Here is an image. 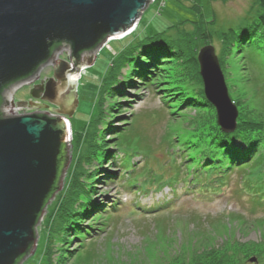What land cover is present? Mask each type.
<instances>
[{
	"label": "rangeland",
	"instance_id": "obj_1",
	"mask_svg": "<svg viewBox=\"0 0 264 264\" xmlns=\"http://www.w3.org/2000/svg\"><path fill=\"white\" fill-rule=\"evenodd\" d=\"M263 2L152 0L134 37L175 38L185 58L197 56L206 43L215 47L232 100H239L263 128L259 147L255 134L248 135L252 155L238 163H247L244 168L222 173L223 164L216 158L204 164L205 150L227 152L225 142L218 148L206 136L204 143L193 135L217 110L200 112L177 97H162L175 91L165 90L159 79L147 85L149 81L133 75L128 81L137 63L132 68L125 64L110 89L106 78L117 73L113 64L130 39L108 41L79 74L78 104L69 118L70 164L36 226L33 251L21 264H264V24L255 25L264 14ZM246 29L256 35L240 41L237 36ZM68 50L61 47L58 58L70 60ZM167 62L173 71L176 61ZM194 70L200 72L199 67ZM52 76L53 66H42L38 79L20 86L16 102L30 101L34 85ZM36 111L25 108L21 113ZM100 118L99 140L106 143L102 150L91 147L96 143L92 125ZM77 154L83 160L90 155L82 178L89 199L85 195L86 203L75 202L86 211L70 229L66 212L73 205L67 179ZM89 172L96 174L93 183H88ZM78 232L85 238H75Z\"/></svg>",
	"mask_w": 264,
	"mask_h": 264
},
{
	"label": "water",
	"instance_id": "obj_2",
	"mask_svg": "<svg viewBox=\"0 0 264 264\" xmlns=\"http://www.w3.org/2000/svg\"><path fill=\"white\" fill-rule=\"evenodd\" d=\"M151 2L0 0V264H16L23 257L21 264L33 251L39 215L58 177L62 148L70 141L66 118L74 115L78 104L82 68L94 62L109 38L131 32ZM61 47L70 50V60L58 58ZM198 61L217 122L224 133H234L239 107L229 94L215 47H202ZM47 64L53 66V76L46 86L45 81L34 85L30 93L43 103H13L21 108H46L57 115H17L7 95L33 81ZM70 150L69 145V157ZM69 164L70 159L64 172Z\"/></svg>",
	"mask_w": 264,
	"mask_h": 264
},
{
	"label": "trees",
	"instance_id": "obj_3",
	"mask_svg": "<svg viewBox=\"0 0 264 264\" xmlns=\"http://www.w3.org/2000/svg\"><path fill=\"white\" fill-rule=\"evenodd\" d=\"M262 6H264V2L261 3ZM255 22V21H254ZM259 25H263L264 24V14L259 15L257 22H255L256 24ZM139 25L140 22L137 25V28L134 30L133 33H131L130 35L126 36L125 38L121 39V40H127L130 39L129 42L127 44L124 45V47H122L121 52L119 53V56L115 59V63H117V65L114 66L113 64V68L117 67V73H111L112 75L108 78H106V82L108 83V86L110 89H112V87L115 88V86L117 84H115V80L118 79L117 75L120 73L122 67L125 64H128L131 66H135L134 63H137V65L135 66L134 69V74L132 73L131 77L128 79V81H131L133 75L134 77H138L139 79H143L144 81L146 80L147 82L149 81L150 83H146L148 84H154V81H156V79L161 80L162 82L165 83L164 89L165 90H174L175 94H170L169 96L167 94H164V96L162 95V97H177L179 100L181 99L183 104L185 102V105H192L194 108L197 107L199 108L198 111L203 112L207 111V113H213L214 110H216V108L210 103V101L207 99L206 95H205V89L203 86V82L200 78L199 73L197 74L196 72H194L195 68L199 67V61H198V55L197 56H191V58H185V53L183 51L182 48L179 47V45L176 43V39H172V38H165L160 36L159 34L156 35L155 37H150L147 38L146 40H137L136 33L135 31H138L139 29ZM253 25V24H252ZM208 32V31H207ZM135 33V34H134ZM205 33V32H204ZM209 33V32H208ZM259 36L261 37V34L264 33H260V31H258ZM252 35H256L255 31L253 30H249L246 29L243 34H241L240 36H237V38L239 37L240 41H248L249 37ZM225 38L229 37V33H226ZM207 45V43L205 44ZM59 47V45L54 46L53 50H56ZM143 51V53H142ZM162 57V58H161ZM161 60V61H160ZM173 61L175 60L177 65L175 67V69H171L173 71L168 70V62L167 61ZM125 61V63H123ZM162 62V63H161ZM165 62V64H163ZM140 65V66H138ZM114 71V69H113ZM168 71H170L168 73ZM130 71H128L129 73ZM130 74V73H129ZM124 76V75H123ZM114 84V85H113ZM113 85V86H112ZM202 88V89H201ZM193 89V90H192ZM204 89V90H203ZM180 100V101H181ZM236 103L238 104L239 107V113H240V119L238 122V128L234 133L231 134H227L224 133L218 122H217V113L214 114V116H211L210 119L208 121H205V119L203 120L204 124L198 125L194 128V131H196L195 133H193L194 136H198V138L200 137L199 141L204 142L203 140H205V138H203L202 136H206L208 138V141H214V145L217 144V147L220 148L218 143H221L222 141L225 142V145L223 147L227 148V152L224 153L223 150H221V152H216L213 153L211 150L213 149H208L205 150L207 152V158L204 162V164H209L214 162V158H216L217 162L222 163V173L229 171L230 169H232V167H237V168H244V164L247 163H243L242 165L238 164L239 161H243L246 160L245 158L247 156H251V150L248 148V135L252 134L254 136V139H256V141H258L257 145L259 147V141L261 140L260 138V133L263 131L262 126L257 122L258 118L255 117H250L248 115V113L244 112V108L242 109L240 107L241 102L239 100H235ZM3 102V98H0V105ZM114 104H112L111 107H113ZM110 107V108H111ZM171 107V106H169ZM182 107V106H181ZM110 110V109H109ZM108 110V112H109ZM107 112V113H108ZM209 114L207 116H209ZM101 118L99 120H97L92 127L96 128L94 131V139L96 141L95 142H91V147L93 146H97L99 147V149L102 150V148H104V146H106V143L101 140H99V137L101 134H98L100 130H98V126L99 123L101 122ZM98 137V138H97ZM174 140H178V137L174 138ZM207 140V139H206ZM228 141V142H227ZM205 143V142H204ZM227 145V147H226ZM187 148H192L187 147ZM69 143L65 144L64 147L62 148L61 154L59 156V163H60V167H59V173H58V177L56 179V182L53 186V189L51 191V193L49 194L47 201H46V206L47 204H49L50 200L54 197V195L57 193V191L60 189L61 186V181H62V175L64 173V169L66 167V165L69 162ZM255 149V148H254ZM253 149V150H254ZM257 149V146H256ZM96 150H98L96 148ZM252 150V151H253ZM95 151V149H94ZM183 150L180 148L179 152H182ZM93 152V151H92ZM108 154V152H107ZM216 155V156H215ZM77 161H75L74 166L72 167V173L70 178L67 179V185L70 187L68 190L71 191L70 197H69V201L70 203L73 205L72 207H69L67 209V223H70V229H72V227H75L76 225L78 226V219H80L79 213L86 211V209H80V207H75V202L78 199H81L83 201V203H86V201L83 199L82 196H85L86 199H89V197L87 196V191L85 192V189L83 187V182L82 180L85 179L84 174L87 173V169L84 166V163H86L85 158L89 157L90 159V155H85V158L83 160L84 155L81 157H79V155L77 154ZM102 158L104 157L103 155L101 156ZM189 160L193 159V156H191V154L187 155ZM86 158V159H87ZM248 159V158H247ZM102 162V161H100ZM129 169V168H128ZM211 169V168H209ZM84 170V173H83ZM74 171V172H73ZM82 171V176L81 178H79V174ZM94 173V174H93ZM89 172V182L88 183H93L91 180L95 179L96 174L95 172ZM88 175V174H87ZM94 176V178H93ZM83 178V179H82ZM215 180V179H214ZM212 180V181H214ZM80 194V195H78ZM78 195V196H77ZM87 203L89 204L90 201ZM46 206L44 207V209L46 208ZM44 209L42 210L41 214L39 215V219L41 217V215L43 216L44 213ZM38 219V220H39ZM66 224V223H65ZM66 228V227H65ZM67 233V232H65ZM83 235V233L78 232V234L75 235V238H85V236H81ZM64 241V240H63ZM51 242V238L50 241H48L47 243V249H49L51 246L49 243ZM50 250H47V253L50 255ZM66 255H63V258H65ZM23 259L20 258L16 264H20L21 260Z\"/></svg>",
	"mask_w": 264,
	"mask_h": 264
},
{
	"label": "bare ground",
	"instance_id": "obj_4",
	"mask_svg": "<svg viewBox=\"0 0 264 264\" xmlns=\"http://www.w3.org/2000/svg\"><path fill=\"white\" fill-rule=\"evenodd\" d=\"M134 31L132 30L131 31V33H133ZM131 33H129V34H127V35H119V36H114V37H111V38H109L108 39V41H118V40H121V39H123V38H125L126 36H128V35H130ZM107 41V42H108ZM106 42V43H107ZM66 50L64 49V51H63V53L65 52ZM69 51V50H68ZM70 55H71V52H68ZM71 58V57H70ZM36 79H38V77L36 78ZM23 84H26V83H23ZM23 84H21L20 86H22ZM20 86H18L19 88H20ZM45 86H46V81H45ZM16 88L15 90H14V92L12 93V94H8L7 95V100H8V102H9V107H10V109L11 110H14V106H13V102H12V96L14 95V98H15V94H16V92L18 91V89L19 88ZM49 114V113H48ZM50 115V114H49ZM57 114L55 113V115H51V116H56ZM68 126H69V134H70V140H72V135H73V132H72V128H71V125H70V121H68Z\"/></svg>",
	"mask_w": 264,
	"mask_h": 264
},
{
	"label": "built area",
	"instance_id": "obj_5",
	"mask_svg": "<svg viewBox=\"0 0 264 264\" xmlns=\"http://www.w3.org/2000/svg\"><path fill=\"white\" fill-rule=\"evenodd\" d=\"M18 88H19V87H18ZM12 102H16V100H15V98H14V95L12 96ZM13 106L15 107L13 111H15L17 115H21V114H22L21 111H22L23 109H25V108H21V107L17 106V104H15V103H13ZM28 108H30V107H28ZM47 113H49L50 115H55V113L52 112V111H47ZM23 114H24V113H23Z\"/></svg>",
	"mask_w": 264,
	"mask_h": 264
},
{
	"label": "flooded vegetation",
	"instance_id": "obj_6",
	"mask_svg": "<svg viewBox=\"0 0 264 264\" xmlns=\"http://www.w3.org/2000/svg\"><path fill=\"white\" fill-rule=\"evenodd\" d=\"M31 100H36V99H31ZM34 102H36V101H34ZM43 102V101H42ZM33 110L34 109H36L37 111L35 112V113H45V114H47V109H42V108H32Z\"/></svg>",
	"mask_w": 264,
	"mask_h": 264
}]
</instances>
